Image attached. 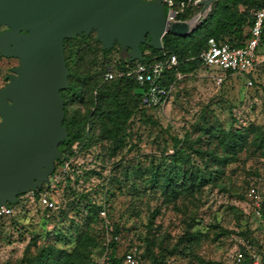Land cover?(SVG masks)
<instances>
[{
	"label": "rangeland",
	"instance_id": "1",
	"mask_svg": "<svg viewBox=\"0 0 264 264\" xmlns=\"http://www.w3.org/2000/svg\"><path fill=\"white\" fill-rule=\"evenodd\" d=\"M126 2L133 8L129 17L137 43L140 46L162 43L161 33L168 15L165 2ZM229 2L235 10L234 1ZM207 15L208 12L205 18ZM244 30L248 32V26ZM68 46L69 53L76 54L77 61L72 67L74 85L79 88L84 79L95 73L101 46L94 36L70 41ZM260 50L264 55V42ZM16 63L13 59L0 61V88ZM178 71L174 72L177 77ZM210 74L204 68L179 79L165 106L138 108L127 122L125 137L121 136L123 141L109 142L112 161L106 172L111 171L117 180L114 195L106 198L107 205L111 206L114 220L128 228V233L124 232L127 242L136 244L142 252L170 256L174 264H237L234 250L242 239L253 245L254 254L263 264L264 217L255 216L249 192L253 186L257 187L264 214V146L260 145L264 133V66L253 73L251 85L246 74H232L217 86ZM92 85L93 81L84 90L88 91ZM77 105L88 104L74 102L72 106ZM230 129L244 133L243 146L236 153L227 152L223 146ZM184 138L189 141L185 148L204 171L207 183L194 191L179 188L166 192L162 185L149 182L150 171L166 156L170 157L176 146L181 147L177 139ZM104 198V194H96L94 199L104 202ZM23 219L24 228L36 226L45 232L37 220L38 214L31 212ZM247 231L248 237L241 235ZM19 233L12 225L3 229L0 263L7 264L9 257L14 258L12 261L20 257L24 243L18 241ZM190 234L195 236L193 240L188 239ZM38 243L44 245V241ZM58 244L69 252L77 248L73 240ZM40 247L35 248L36 252ZM97 255L94 243L82 246L72 255L71 264H88ZM12 261L10 264H14Z\"/></svg>",
	"mask_w": 264,
	"mask_h": 264
},
{
	"label": "trees",
	"instance_id": "2",
	"mask_svg": "<svg viewBox=\"0 0 264 264\" xmlns=\"http://www.w3.org/2000/svg\"><path fill=\"white\" fill-rule=\"evenodd\" d=\"M229 1L232 0H216L207 17L187 37L168 32L162 37L163 45L161 43L158 45L142 44L139 51L141 59L135 61L123 58L120 54L121 48L117 44L109 50L105 49L97 38L96 31L81 33L65 40L69 86L62 90L65 101L63 123L69 135L59 145L62 158L56 161V168L66 159L74 158L72 178H69V186L59 195V209L54 210L48 207L38 209L37 220L45 232L38 230L36 226L34 229L23 226L24 229H20L18 239L24 243L22 253L16 261H12L13 257L9 258L7 264H10L11 261L14 264H71L72 255L78 252L82 246L91 243L97 246L99 255L105 238V223L100 217V211L105 205L115 230L128 233L127 227L114 220L111 206L107 205L106 198H111L114 195L113 185L117 180L111 171L106 172V168L111 165L112 161L110 148L107 145L109 142L123 141L121 136L125 137L127 122L138 108L146 110L151 108L143 105L144 88L140 86L134 76L124 75L106 81L104 75L109 68L128 70V66L133 67L138 63L152 64L170 54L177 55L179 65L176 70L168 73V83L179 81L174 75L177 70L184 77L194 71L197 73L203 65L201 53L206 49L208 39L215 37L235 46L243 45L251 37V29L254 24L252 10L264 5L258 0H233L236 8L232 10ZM165 4L168 9L167 2ZM201 8L200 5L190 4L186 12L179 17L190 19ZM245 25L248 26V32L244 30ZM163 32L164 30L161 34ZM92 36L100 44L101 52L95 64V73L84 79L83 86L78 88V85H74L75 76L72 67L77 61L74 60L76 54L69 53L68 43L81 38L88 40ZM114 59L116 62L113 61ZM91 81H93L91 89L88 90L89 92L85 91L84 87H89ZM74 102L87 103L88 105L72 106ZM243 137V132L230 129L223 141L224 149L229 153H236L237 148L243 146ZM188 142L185 138L177 139V144L182 143V146H176L170 157L166 156L155 170L150 171V183L154 186L162 185L166 192H175L179 188L194 191L197 187L207 183L204 171L195 164L185 148ZM260 145L264 146V133ZM98 184L102 185L101 191H98ZM96 194H104V202H97L94 199ZM19 220V217L13 216L9 219V224L15 227L19 225ZM29 233L30 236L27 235ZM241 235L248 237V231ZM194 238L195 236L192 234L188 236L189 240ZM50 239H54V241L51 242ZM72 240L76 242L75 246L77 247L72 252L58 244V242L67 244ZM7 241L12 243L8 238ZM40 241H44V245L39 244ZM46 241L51 243L46 244ZM37 246L41 247L36 252ZM114 249L112 264H124L121 248L114 245ZM142 256L149 264H166L172 259L170 256L150 251L142 252ZM97 257L88 264H94ZM251 263L252 256L245 251L242 264Z\"/></svg>",
	"mask_w": 264,
	"mask_h": 264
},
{
	"label": "water",
	"instance_id": "3",
	"mask_svg": "<svg viewBox=\"0 0 264 264\" xmlns=\"http://www.w3.org/2000/svg\"><path fill=\"white\" fill-rule=\"evenodd\" d=\"M215 1H202L198 22ZM132 10L126 0H0V24L10 27L0 34V45L19 58L16 74L0 90L1 205L42 187L62 158L59 145L69 135L63 123L62 90L69 86L65 40L96 31L105 49L118 42L123 58L139 60ZM197 28L185 20L166 22L161 37H187Z\"/></svg>",
	"mask_w": 264,
	"mask_h": 264
},
{
	"label": "built area",
	"instance_id": "4",
	"mask_svg": "<svg viewBox=\"0 0 264 264\" xmlns=\"http://www.w3.org/2000/svg\"><path fill=\"white\" fill-rule=\"evenodd\" d=\"M202 1L165 0L168 4L167 22L185 20L190 22L192 27L199 26L198 17L201 9L190 19H182L179 16L186 12L190 4L201 6ZM252 14L254 24L251 29V37L243 45L235 46L228 41L210 37L207 41L206 49L201 53L202 64L205 69L211 72L217 86H221L227 77L232 74H246L247 78L250 79L248 83L251 85L253 73L264 66V55L260 51L264 35V5L252 10ZM178 65L179 60L177 55L170 54L166 58L152 64L138 63L133 67L128 66V70H113L109 68L104 75V79L111 81L116 77L124 75L134 76L140 86L144 88L143 105L148 108H162L169 102L173 88L177 84L176 81L168 83L167 75L169 72L176 70ZM212 70L214 71L212 72ZM178 74L177 80L184 77L182 74ZM74 162V158L66 159L63 164L55 168L54 172L49 176L48 181L44 182L42 187L21 193L14 204H0V234L2 235L4 228L10 226L9 219L13 216L20 218L19 225L14 227L20 230L24 226V215H28L31 212H34L35 215L39 208L59 209V195L69 186V178H72V166ZM249 197L253 202L255 216L263 219L262 198L256 186L250 189ZM18 205H20V209L17 208ZM100 217L105 223V238L101 252L94 264H112V257L115 253L114 245L123 247L121 249V256L123 257L124 264H149L143 258L139 247L136 244H131L130 241L127 242L124 232L115 230L108 217L106 205L101 209ZM1 235L0 239L2 238ZM238 241H240L241 245L237 246L234 250V260L236 263L242 264L244 252L247 251L252 256L251 264H260L258 256L253 252V245L242 239ZM166 264L174 263L172 260H169Z\"/></svg>",
	"mask_w": 264,
	"mask_h": 264
},
{
	"label": "flooded vegetation",
	"instance_id": "5",
	"mask_svg": "<svg viewBox=\"0 0 264 264\" xmlns=\"http://www.w3.org/2000/svg\"><path fill=\"white\" fill-rule=\"evenodd\" d=\"M9 30H10V27L7 24H0V34L4 33V32H8ZM24 32H26V31H24V30L21 31V33H24ZM2 59H5V60L13 59V60H16L17 63L12 67V70L9 72V74H7V80L4 84V86L0 88V90L2 88H4L9 83L11 76L16 74L15 68L19 65V58L15 57V56L7 55L4 51V48L0 45V61ZM1 120H2V117L0 116V122H1Z\"/></svg>",
	"mask_w": 264,
	"mask_h": 264
},
{
	"label": "crops",
	"instance_id": "6",
	"mask_svg": "<svg viewBox=\"0 0 264 264\" xmlns=\"http://www.w3.org/2000/svg\"><path fill=\"white\" fill-rule=\"evenodd\" d=\"M260 51H261V50H260ZM204 68H205V67L202 65V67L199 69L198 73L201 72ZM183 76H184V75H183ZM209 76H210V78L215 82V80H214V78H213V75L210 74Z\"/></svg>",
	"mask_w": 264,
	"mask_h": 264
}]
</instances>
